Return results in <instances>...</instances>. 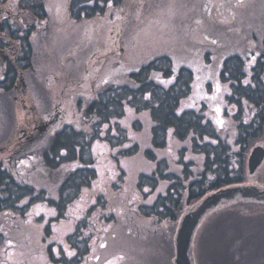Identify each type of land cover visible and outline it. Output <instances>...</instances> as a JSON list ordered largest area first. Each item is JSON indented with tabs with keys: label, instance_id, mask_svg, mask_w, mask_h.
<instances>
[{
	"label": "trees",
	"instance_id": "obj_1",
	"mask_svg": "<svg viewBox=\"0 0 264 264\" xmlns=\"http://www.w3.org/2000/svg\"><path fill=\"white\" fill-rule=\"evenodd\" d=\"M48 2L55 3V0H0V53L8 60L3 67L4 85L2 87L0 81V88L5 91L12 89L19 71L25 72L32 65L31 40L36 30L33 21L42 24L47 19ZM120 2L69 0L64 6L67 17L79 22L101 16ZM82 4L85 7L81 9ZM64 10L58 15L61 16ZM6 12L8 15L5 16ZM20 16L22 21H17ZM119 36H122L121 43L117 42ZM125 39L120 32L107 37V42H114L119 47L112 46L113 52L108 54L103 80L97 85L89 78L95 89H91L84 100L79 98L83 100V103L78 102L77 109L80 123L74 119L75 124L54 129L41 142L37 132L40 135L44 126L40 121L39 127L37 124L28 126L22 131L23 137L19 135L10 143L12 130L7 143L0 144V211L17 212L20 210L16 208L17 202L30 197L29 204L44 202L61 217L74 200L81 199L89 204L91 200L95 201L66 238L74 251L72 257L51 258L55 264L81 263L96 234H101V238L104 236V243L110 247L121 248L126 253L125 259L129 258L133 248H137V242L148 235L145 233L158 234L164 230V239L167 241L170 234L174 247L177 226L187 211L209 193L245 185L254 175L247 172L246 157L264 140V40L257 48L259 56L255 67L249 69L243 57L223 55L220 49L215 51L212 43L204 44L209 46L210 56L201 48L189 56L193 64L206 62L219 68L220 78L230 82L227 99L238 107L232 120L234 125L225 122L217 126L211 111L206 112L207 103L204 100L199 103L191 91L189 67L182 65L180 59H177L181 63L178 64L171 56L172 51L154 56L150 51L137 48L128 53V58H123L119 50ZM104 49L109 51L107 43H104ZM243 100L255 109L254 115L246 121L241 118L240 102ZM128 108L135 114V119L122 124ZM141 113L147 114L146 120L138 118ZM104 125L105 136L102 137L100 132ZM99 138L108 143L116 172V181L111 183L108 196L93 192L97 174L90 143ZM28 156L31 158L26 159ZM69 163L74 167L61 172V168ZM44 166L46 175L61 173L63 178L57 187L56 199L50 198L44 189L18 181V177L29 178L25 172H33V176L39 178ZM108 208L110 213L106 215L103 211ZM216 210L218 212L211 215L214 216L211 223L204 227L199 243L203 219ZM206 216L197 227L191 244L193 249L197 242V248L200 246L203 255H207L204 264H220L228 254L230 260L225 264H264L260 254L264 240L255 237L257 232H264V203L240 200L225 203ZM91 218L94 223H89ZM103 225L109 226L106 233L111 234L98 230ZM87 226L90 230L83 235ZM153 243L155 246L160 244L159 241ZM163 246L159 245L154 260L165 254L167 264H171ZM201 248L199 252H202ZM48 250L53 252L52 247ZM199 264H202L201 260Z\"/></svg>",
	"mask_w": 264,
	"mask_h": 264
},
{
	"label": "rangeland",
	"instance_id": "obj_2",
	"mask_svg": "<svg viewBox=\"0 0 264 264\" xmlns=\"http://www.w3.org/2000/svg\"><path fill=\"white\" fill-rule=\"evenodd\" d=\"M68 2L69 0H55V3L51 4L48 2L47 19L42 24L33 21L36 30L31 40L32 65L27 71L18 72L11 90L0 88V144L7 143L12 130L14 132L10 143L19 135L22 136L23 129L26 131L28 126L37 124L39 127L40 121H43L44 126L40 135L37 132V136L42 138L41 142H44L54 129L70 123L75 124L80 113L77 111L78 102L83 103L94 88L92 79L97 85L103 80L109 61L108 54L113 52V47H119L114 42H107V37L113 32H120L126 38L119 50L123 58H128V53L136 51L137 48L150 51L154 56L172 51L171 56L176 58L178 64L182 63L191 69V91L197 96L199 103L202 100L207 103L206 112L208 109L211 111L216 125L225 122L234 125L232 120L238 107L227 99L230 82L220 78L219 68H213L206 62L193 64L189 56L198 48L210 56L207 51L209 46L204 44L212 43L215 51L220 49V53L226 56L237 54L244 58L247 68L253 67L257 52H252L257 51L264 40V0H121L113 8L109 7L107 12L104 11L103 15L79 22L67 17L64 5ZM83 7L85 5L82 4L80 8ZM63 8L65 10L61 16L58 15ZM4 15H8L7 12ZM22 19L20 16L17 21ZM121 37H118V43H121ZM104 43L108 44L109 51L104 49ZM70 50L72 51L69 52ZM177 59H180L181 63ZM7 62V56L0 53V80L4 77L3 67ZM11 63L14 64V59H11ZM90 77L92 79H89ZM1 84L3 87L4 82ZM81 97L83 100L79 99ZM240 103L242 120H249L255 109L251 108L247 101ZM41 111H44L43 114ZM138 118L144 121L147 114L141 113ZM133 119L135 114L128 108L121 123H129V120ZM105 128V125L101 128L102 137L105 136ZM22 137L19 139L23 140ZM258 145L264 146V140ZM1 149L5 150L2 147ZM90 151L97 174L93 192L108 196L111 183L116 181V172L110 159V147L104 138H99L90 143ZM30 158L31 156H28L26 159ZM36 167L38 166L34 168ZM72 167L74 165L71 166V163L65 164L61 172ZM46 171L45 166L42 167V175L39 178L33 176V172H25L29 178L24 180L18 177V181L44 189L50 198L56 199L57 187L63 178L60 177L61 173L50 172L46 175ZM244 184L264 188V160ZM29 198L17 202L16 208L20 209L17 212L0 211V264H55L51 258H71L74 251L67 244L66 238L78 222L84 219L87 207L90 204L94 206L95 201L91 200L89 204L81 199L74 200L67 206L65 213L58 217L52 206L41 201L29 204L32 200ZM103 212L108 215L110 209H104ZM216 212L218 211L203 219L198 233L199 243L204 227L211 223L214 218L211 215ZM220 214L216 215L221 216ZM89 223H94L92 218ZM148 225L155 226L153 223ZM108 227L103 225L98 230L105 234L109 231ZM89 230L90 226H87L83 235ZM109 233L111 234H106ZM145 234L148 235L143 236L140 242L136 241L137 248L131 250L128 259H125L126 253H123L121 248L110 247L104 243V236L101 238V234H96L88 254L79 264H167L165 254L154 260L158 256L159 245H164L173 264L174 247L170 234L167 241L164 239V230L158 234ZM255 237L263 241L264 232H257ZM157 241L160 244L155 246L153 242ZM144 244L147 246L143 248ZM240 244L242 245V242ZM197 246L196 242V248L194 245V248L190 249V257L193 264H199L200 260L204 264L207 255H203L202 248ZM48 247H52L53 252L50 253ZM200 248L202 252H199ZM230 248L232 250L233 247ZM260 254L264 259V248ZM228 256L224 262L218 259L220 264L227 263L230 260Z\"/></svg>",
	"mask_w": 264,
	"mask_h": 264
},
{
	"label": "water",
	"instance_id": "obj_3",
	"mask_svg": "<svg viewBox=\"0 0 264 264\" xmlns=\"http://www.w3.org/2000/svg\"><path fill=\"white\" fill-rule=\"evenodd\" d=\"M264 160V146L253 147L247 158V172L255 174ZM264 203V188L257 185H238L216 190L204 196L180 219L174 237L173 264H193L190 249L194 233L202 219L211 211L225 203L234 201Z\"/></svg>",
	"mask_w": 264,
	"mask_h": 264
},
{
	"label": "flooded vegetation",
	"instance_id": "obj_4",
	"mask_svg": "<svg viewBox=\"0 0 264 264\" xmlns=\"http://www.w3.org/2000/svg\"><path fill=\"white\" fill-rule=\"evenodd\" d=\"M258 51V50H257ZM257 51H254L253 53H255V52H257ZM259 54V52H257L256 53V55H257V57H256V60L258 59V55ZM256 60H255V62H256ZM255 64V63H254ZM255 65H253V67H254ZM253 67H250V68H253ZM247 69H249V68H247ZM18 74V73H17ZM16 78H17V75H16ZM2 80H4V79H1L0 81H2ZM252 115H254V112H252ZM6 245H8V246H12L13 247V245H10L9 243H6ZM8 249V248H7Z\"/></svg>",
	"mask_w": 264,
	"mask_h": 264
}]
</instances>
